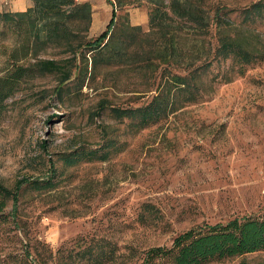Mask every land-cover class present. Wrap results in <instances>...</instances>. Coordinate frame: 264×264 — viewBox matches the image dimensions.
I'll list each match as a JSON object with an SVG mask.
<instances>
[{"label": "rangeland", "instance_id": "1", "mask_svg": "<svg viewBox=\"0 0 264 264\" xmlns=\"http://www.w3.org/2000/svg\"><path fill=\"white\" fill-rule=\"evenodd\" d=\"M77 1H96L99 10L110 4ZM111 1L118 3L119 64L102 57L95 67L96 53L84 48L73 59L66 42L32 43L26 59L20 54L21 63L57 60L73 72L62 85L60 72L26 79L7 101L0 182L14 189L27 181L18 225L11 224L12 199L3 212L9 220H0V264H22L25 249L36 264H144L148 250L170 248L188 230L264 215V62L241 75L231 59L214 58L215 27L205 41L176 18L152 30L154 5L147 0ZM195 1L226 4L221 14L235 9L228 17L239 25L240 8L257 0ZM146 16L149 23L134 29ZM97 21L88 31L85 23H70L75 44L94 41L110 23L102 28ZM245 25L264 38V15ZM1 32L0 69L3 50L15 44ZM210 55L192 92L173 90L169 113L158 123L143 126L140 115L113 114L148 106L173 75H187L188 66ZM51 164L53 184L37 189L33 182L45 184ZM247 258L262 260L264 253Z\"/></svg>", "mask_w": 264, "mask_h": 264}, {"label": "trees", "instance_id": "2", "mask_svg": "<svg viewBox=\"0 0 264 264\" xmlns=\"http://www.w3.org/2000/svg\"><path fill=\"white\" fill-rule=\"evenodd\" d=\"M32 1L33 7L25 12L0 11L1 34L11 33L15 40L12 47H7L10 50L6 47L7 51L3 50L6 63L4 68L0 69V120L7 108V101L20 89L24 80L54 72L61 73V85L71 78L73 72L71 64L61 66L57 60L21 63V59H26L31 53L29 47L32 43L35 45L42 42H66L69 49L67 51L74 54L73 59L82 48L88 49L96 53L93 59L95 67L102 57L107 65L113 63L117 65L122 59V52L116 47L118 3L115 1L109 0L114 11L107 29L94 41H78L77 44L73 41L70 23H85V29L88 31L92 23L91 3L77 0ZM147 1L154 5L150 17L152 30H162L168 20L175 22L174 18H176L190 26L196 39L203 37L205 41L215 27L217 46L214 58L231 59L240 67L241 75L244 74L246 66L264 62V38L255 29L245 25L264 15V0H257L240 8L244 18L239 25L228 17L235 9L221 14V9L226 7V4L220 6L221 4L216 2L205 7L195 0ZM212 11H214L213 17ZM139 28V26L134 27V29ZM79 37L77 36L76 39ZM21 53L23 57L20 56ZM210 57L211 55L199 65L188 66L185 76L173 75L148 106L137 109L114 108L113 114L118 119L140 115L143 126L158 123L169 113L174 97L173 90L192 92L193 82L201 75L199 71H204L210 66L212 59ZM67 63H71V60H67ZM54 169V164H51L45 184L35 181L34 186H37V189L49 188L57 173ZM26 181H19L14 189H9L0 182V214L3 215L0 216V220H9V216L4 215L3 212L8 201L12 199L14 208L10 214L11 224L18 225L16 211L19 191ZM255 253H264V215L258 218L233 219L225 224L219 223L188 230L175 238L170 248L157 247L148 250L144 264H155L156 260L163 259H168L171 264H210L235 258H242L239 264H264V259L256 261L247 258L248 255ZM25 256L26 259H22V264H36L34 258L30 257L28 249H25Z\"/></svg>", "mask_w": 264, "mask_h": 264}, {"label": "crops", "instance_id": "3", "mask_svg": "<svg viewBox=\"0 0 264 264\" xmlns=\"http://www.w3.org/2000/svg\"><path fill=\"white\" fill-rule=\"evenodd\" d=\"M109 1V0H108ZM96 1L92 2V23L91 28L97 29L98 28V21H101V27L104 28L107 26L109 21L111 20L112 13L114 11L113 5L109 1V5L105 3V6H102V10H99L95 5ZM34 3L32 0H0V11H8V12H25L29 8L33 7ZM149 16H146L144 20L141 22H133L135 26L142 25L143 23H149Z\"/></svg>", "mask_w": 264, "mask_h": 264}]
</instances>
